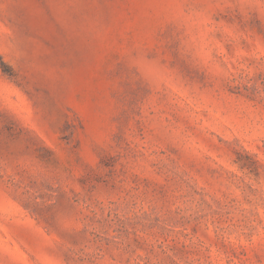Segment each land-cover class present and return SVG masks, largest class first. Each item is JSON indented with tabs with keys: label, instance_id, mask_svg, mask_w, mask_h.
<instances>
[{
	"label": "rangeland",
	"instance_id": "rangeland-1",
	"mask_svg": "<svg viewBox=\"0 0 264 264\" xmlns=\"http://www.w3.org/2000/svg\"><path fill=\"white\" fill-rule=\"evenodd\" d=\"M232 2L205 61L160 0H0V264H264V12Z\"/></svg>",
	"mask_w": 264,
	"mask_h": 264
},
{
	"label": "clouds",
	"instance_id": "clouds-1",
	"mask_svg": "<svg viewBox=\"0 0 264 264\" xmlns=\"http://www.w3.org/2000/svg\"><path fill=\"white\" fill-rule=\"evenodd\" d=\"M162 14L166 18V23L171 29L172 41L175 51L181 58L191 57L193 60H208L210 53L219 45L215 40V32L220 31L226 37H233L234 28L223 25L215 26V30L209 27L211 9L219 5L214 0H160ZM229 7L245 9V18L256 9L264 12V0H233ZM235 39V37H233ZM151 50L144 51L132 57L133 66L142 64L149 72V75L156 77L167 74V66L160 64L159 59L150 54ZM264 56V51L261 52ZM261 70H264L262 68ZM258 91L261 99H264V90ZM11 174L0 171V176L8 179ZM16 186V180H11ZM244 183L251 184L252 195L248 198L252 202L247 210L259 211L264 217V180L251 182L245 179ZM27 190L19 186L15 195L20 196Z\"/></svg>",
	"mask_w": 264,
	"mask_h": 264
}]
</instances>
